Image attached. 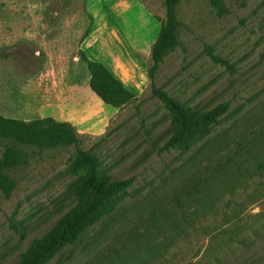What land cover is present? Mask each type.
<instances>
[{
  "label": "rangeland",
  "instance_id": "374dc122",
  "mask_svg": "<svg viewBox=\"0 0 264 264\" xmlns=\"http://www.w3.org/2000/svg\"><path fill=\"white\" fill-rule=\"evenodd\" d=\"M223 1V15L210 0L173 7L178 43L156 86L195 111L228 104L183 150L168 146L174 124L149 73L139 95L114 107L91 89L82 53L92 36L103 52L135 47L148 69L164 0H0V113L69 122L113 180H132L114 212L45 264H264V0ZM12 149L23 163L5 159ZM75 158L73 143L0 137L13 182L9 194L0 187V264H16L75 206Z\"/></svg>",
  "mask_w": 264,
  "mask_h": 264
},
{
  "label": "trees",
  "instance_id": "16d2710c",
  "mask_svg": "<svg viewBox=\"0 0 264 264\" xmlns=\"http://www.w3.org/2000/svg\"><path fill=\"white\" fill-rule=\"evenodd\" d=\"M178 0H164L166 21L162 24L155 40L148 68L152 92L157 95L170 112L174 124L168 146L183 150L199 138L209 134L212 126L219 123L221 115L228 104L222 103L209 110L195 111L166 90L155 84L157 68L164 56L178 43L177 21L174 16V5ZM219 15L228 12L223 0H210ZM83 60L90 73L91 89L106 104L122 107L136 97L103 62L90 59L85 51ZM215 62H228L210 53ZM0 137L13 138L19 142L42 147L56 146L62 143H73L76 146V158L71 167L72 172H83L82 177L73 186L77 203L64 214L50 230L41 237L34 238L28 248L21 253L16 264H45L65 246L76 242L88 228L114 212L118 204L125 198L131 179L113 180L100 166L97 158L79 146V138L69 122H55L53 119L37 118L24 121L9 118L0 113ZM5 159L10 163H23L25 159L16 149L9 150ZM0 187L9 194L13 188L12 180L3 172L0 160Z\"/></svg>",
  "mask_w": 264,
  "mask_h": 264
},
{
  "label": "crops",
  "instance_id": "0c3cea01",
  "mask_svg": "<svg viewBox=\"0 0 264 264\" xmlns=\"http://www.w3.org/2000/svg\"><path fill=\"white\" fill-rule=\"evenodd\" d=\"M93 38L92 36L87 37L82 44V49L85 50L88 57L92 60L102 61L129 89L139 95L147 81L146 59L137 55L135 47L117 46L114 48L113 46L103 52L102 46L104 43L100 40L95 41ZM106 43L112 44L115 43V40L109 39ZM120 51L123 54L127 53L129 56L128 61L122 59Z\"/></svg>",
  "mask_w": 264,
  "mask_h": 264
}]
</instances>
